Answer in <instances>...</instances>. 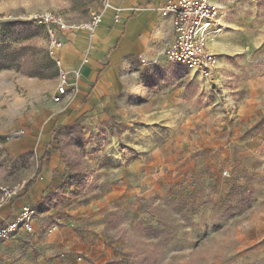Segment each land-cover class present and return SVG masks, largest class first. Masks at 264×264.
<instances>
[{
  "label": "rangeland",
  "instance_id": "obj_1",
  "mask_svg": "<svg viewBox=\"0 0 264 264\" xmlns=\"http://www.w3.org/2000/svg\"><path fill=\"white\" fill-rule=\"evenodd\" d=\"M102 5L0 0V30L30 23L38 29L31 41L49 50L47 24L37 17L53 12L81 24ZM220 6L224 29L210 46L217 59L213 76L204 79L167 62L176 67L174 76L165 75L176 87V108L146 92L139 100L161 102L158 120L141 104L117 132L77 123L56 130L67 177L77 180L74 189L57 193L125 200L115 213L129 217L131 260L139 264H264V109L241 119L242 103L264 77V0H220ZM57 87L54 79L0 71V194L19 189L20 195L34 177L39 160L33 152L20 153L18 138L27 123L44 118ZM201 104L209 107L208 117L194 114ZM110 151L126 158L106 155Z\"/></svg>",
  "mask_w": 264,
  "mask_h": 264
},
{
  "label": "crops",
  "instance_id": "obj_2",
  "mask_svg": "<svg viewBox=\"0 0 264 264\" xmlns=\"http://www.w3.org/2000/svg\"><path fill=\"white\" fill-rule=\"evenodd\" d=\"M216 2L220 6V0ZM162 7L161 0H110L101 7L102 21L93 34L82 28L58 33L60 45L53 50L68 72L67 95L63 102L51 103L43 119L27 123L21 136L15 135L21 154L33 152L43 160L35 171L38 177L33 187L3 206L0 226L13 222L25 205L32 206L36 216L31 232L22 228L6 242L0 240V264H139L131 260L135 243L128 230L129 217L115 213L125 200L57 193L74 189L77 180L67 177L55 134L61 125L70 128L72 123L85 129L114 126L117 132L119 126L128 124L124 120L131 119L134 105L141 104V109H153L152 120H158L161 102L153 94L163 95L168 109L176 108V87L165 77L174 76L176 67H169L167 62H172L162 52L174 39L173 21L162 15ZM54 80L58 82V77ZM261 80L242 103L241 119H252L264 109V77ZM146 92L152 96L139 100ZM208 109L207 104L193 108L194 114L206 117ZM110 137L118 141L117 133ZM106 155L118 156L111 151ZM118 157L123 161L126 155L119 151Z\"/></svg>",
  "mask_w": 264,
  "mask_h": 264
},
{
  "label": "built area",
  "instance_id": "obj_3",
  "mask_svg": "<svg viewBox=\"0 0 264 264\" xmlns=\"http://www.w3.org/2000/svg\"><path fill=\"white\" fill-rule=\"evenodd\" d=\"M163 16H171L174 39L163 48V55L172 63L185 66L189 71L209 79L216 68V55L210 44L219 37L224 26L220 23V6L216 0H161ZM110 0H103L106 7ZM101 9L92 12L90 18L81 24L70 23L53 12H45L37 19L47 24V32L51 38L49 53L58 68V87L54 94V102L61 103L67 95L68 72L64 71L61 61L55 57L53 46H59L57 35L61 31L87 29L92 34L102 21ZM142 63L147 61L142 58ZM17 135V134H16ZM19 189H4L0 194V223L3 221V206L18 195ZM36 210L25 205L20 215L9 224L0 226V240L6 242L20 229L27 232L33 230L32 220Z\"/></svg>",
  "mask_w": 264,
  "mask_h": 264
},
{
  "label": "trees",
  "instance_id": "obj_4",
  "mask_svg": "<svg viewBox=\"0 0 264 264\" xmlns=\"http://www.w3.org/2000/svg\"><path fill=\"white\" fill-rule=\"evenodd\" d=\"M38 29L26 22H11L0 30V71L14 69L30 78L41 80L58 77V68L49 51L31 41ZM39 160V165H41ZM37 174L25 184L27 192Z\"/></svg>",
  "mask_w": 264,
  "mask_h": 264
}]
</instances>
